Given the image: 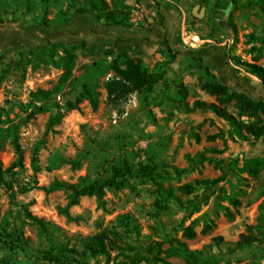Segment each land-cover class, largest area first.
<instances>
[{
	"label": "rangeland",
	"instance_id": "1",
	"mask_svg": "<svg viewBox=\"0 0 264 264\" xmlns=\"http://www.w3.org/2000/svg\"><path fill=\"white\" fill-rule=\"evenodd\" d=\"M90 1L0 0V264H53L41 258L51 244L81 252L83 238L101 232L108 257L78 261L183 264V243L215 264H264V170L251 176L244 164L264 154V136L232 137L227 121L195 107L261 119L205 85L264 102L245 65L264 67V0H106L101 18ZM65 51L76 56L70 79L26 117L35 91L58 85ZM120 51L156 80L113 99L104 84L124 68ZM82 83L99 92L97 109L76 101ZM56 103L63 116L49 127ZM94 178L102 196L67 206L56 183Z\"/></svg>",
	"mask_w": 264,
	"mask_h": 264
},
{
	"label": "trees",
	"instance_id": "2",
	"mask_svg": "<svg viewBox=\"0 0 264 264\" xmlns=\"http://www.w3.org/2000/svg\"><path fill=\"white\" fill-rule=\"evenodd\" d=\"M138 1V0H136ZM90 9L96 12V18H101L105 10L109 9V5L106 0H91L89 2ZM114 25L122 26L121 21L114 20ZM124 26V25H123ZM167 49L170 50L168 44ZM75 55L69 51H65V56L61 63L62 74L59 78L58 85L55 86L51 91L38 89L35 91V99H32L29 103L26 111V117L45 111L44 104L52 100L53 95L60 91L64 87L65 83L70 79L72 69L74 67ZM116 60H119L124 65V68L114 67L115 76L109 78L105 84L104 89L107 93L108 98L121 99L126 95L140 90L144 84L152 85L156 77L153 74H149L147 68L143 65L140 58L133 57L128 52L116 53ZM249 71L256 76L261 84L264 85V67L257 65L256 63L245 64ZM205 88L211 94L225 95L230 100H235L237 106L241 110H249L252 112L259 113L261 119L257 123H241L239 120L229 113L226 109L221 108L215 104H206L204 102H195L196 108H209L213 113L227 121L235 130V133L230 132L231 136L238 134L240 136L251 135L253 139L264 136V102L256 101L248 97L246 94L232 91L228 93L229 87L222 84L218 80H214L212 83L205 85ZM85 100L89 103L90 107L95 110L99 104V92L94 89L88 83H82L80 85V91L76 97V101ZM69 108H74L75 104L67 103ZM56 112L51 114L48 119V126L52 127L55 123L60 120L63 113L60 107L56 103ZM15 150L18 156V160L21 159V148L17 142H15ZM245 169L251 176H256L260 170H264V154L259 157H253L244 161ZM2 166L0 163V186L2 184ZM100 178V177H99ZM99 178L89 180L82 186H76L73 184L57 182L58 188L69 191V202L67 206L77 204L78 198L84 195H96L98 198L102 196V182ZM219 179L209 180V183H216ZM262 236L264 234L262 233ZM243 238V236H242ZM244 239V238H243ZM238 244L242 247V239L238 241ZM176 252L180 254L183 259V264H215L217 262L216 257L206 252V249L202 250H189L185 244L178 243ZM97 256L108 257V251L106 244L104 243V234L97 233L89 237L83 238L82 251L78 252L75 248H67L65 245H57L49 247V249L42 251L41 258L44 261L53 264H83L78 261L79 258L84 260L87 258H94ZM167 264V263H166Z\"/></svg>",
	"mask_w": 264,
	"mask_h": 264
},
{
	"label": "water",
	"instance_id": "3",
	"mask_svg": "<svg viewBox=\"0 0 264 264\" xmlns=\"http://www.w3.org/2000/svg\"><path fill=\"white\" fill-rule=\"evenodd\" d=\"M197 9H198V5H196V6L193 8L192 13H193L194 15H197L198 17H200V16L203 14V8H202L199 12H197Z\"/></svg>",
	"mask_w": 264,
	"mask_h": 264
},
{
	"label": "crops",
	"instance_id": "4",
	"mask_svg": "<svg viewBox=\"0 0 264 264\" xmlns=\"http://www.w3.org/2000/svg\"><path fill=\"white\" fill-rule=\"evenodd\" d=\"M111 41H113V39H112ZM223 71H224V70H223Z\"/></svg>",
	"mask_w": 264,
	"mask_h": 264
}]
</instances>
